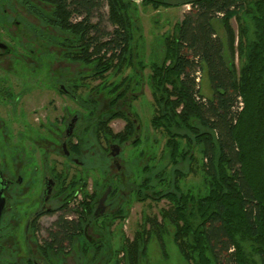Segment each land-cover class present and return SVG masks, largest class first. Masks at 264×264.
I'll return each instance as SVG.
<instances>
[{
  "label": "trees",
  "instance_id": "1",
  "mask_svg": "<svg viewBox=\"0 0 264 264\" xmlns=\"http://www.w3.org/2000/svg\"><path fill=\"white\" fill-rule=\"evenodd\" d=\"M17 1L40 19V34L57 46L63 59L92 66L90 77L120 74L127 68L138 72L146 66L142 59L134 60L133 49L142 33L131 0H106L110 31L101 30L99 21H91L98 0H39L50 6V11L31 0ZM142 5L155 9L189 6L172 32L163 35L158 57L147 65L153 104L150 123L166 136L173 177L167 181L160 170L152 185L146 175L152 168L143 167L142 179L133 181L135 197L166 198L169 205L160 210L162 221L145 219L151 229L142 228L116 251H123L125 263L137 264L148 237L155 235L165 255L168 223L173 227L172 241L186 264H264V0H142ZM217 18L226 43L216 33ZM201 71L208 78L210 97L201 93L197 80ZM101 84L112 106L131 89L126 78ZM114 118L125 120L118 132L110 126ZM80 131L77 136L82 149L85 135H93L99 144L112 140L123 145L132 137V145L140 143L133 121L121 109L88 121ZM185 161L188 172L196 169L200 173L197 189L181 186L187 171L180 164ZM85 176L74 177L70 186L62 188L63 204L58 208L62 214L75 211L92 218L98 194L87 190ZM97 183L104 187L106 182ZM76 191L81 197L77 204L69 205ZM54 225L48 234L50 245L58 247L70 241L71 230L74 233L78 228L76 220L64 216ZM120 261L116 258L114 264Z\"/></svg>",
  "mask_w": 264,
  "mask_h": 264
},
{
  "label": "flooded vegetation",
  "instance_id": "2",
  "mask_svg": "<svg viewBox=\"0 0 264 264\" xmlns=\"http://www.w3.org/2000/svg\"><path fill=\"white\" fill-rule=\"evenodd\" d=\"M3 2H0V43L4 45H0V264H64L65 258L77 251L81 256L76 261L87 264L89 248L97 251L102 246V224L93 227L91 222L109 217L116 204L112 200V185L94 200L91 219L75 211L62 214L58 210L62 199L59 205L54 204L57 193L63 195L62 188L85 172L84 149L79 147L75 128L82 119L78 108L87 103L83 100L87 97V84L81 72L73 75L69 69L51 68L50 61L55 62L57 54L41 53L43 40L37 16L23 4ZM25 13L36 22L26 20ZM42 66H47L43 79ZM42 92L52 94L48 108L41 105ZM55 96L70 101L59 104L53 100ZM73 101L77 107L71 106ZM42 106L49 109L44 111L43 118ZM69 125L72 131L66 135ZM41 137L48 144L42 146ZM110 150L111 145L109 155L119 167L118 155L112 156ZM106 191V197L100 201ZM79 194L76 191L74 195ZM75 204L71 201L69 205ZM45 216H51L47 225L42 220ZM61 216L76 220L78 228L74 233L71 230L70 241L58 247L50 245L48 230L55 227ZM90 227L94 233L89 232Z\"/></svg>",
  "mask_w": 264,
  "mask_h": 264
},
{
  "label": "rangeland",
  "instance_id": "3",
  "mask_svg": "<svg viewBox=\"0 0 264 264\" xmlns=\"http://www.w3.org/2000/svg\"><path fill=\"white\" fill-rule=\"evenodd\" d=\"M37 6L44 10L50 11V6L42 3L39 0H31ZM3 2V0H1ZM99 8L93 13L91 18L92 22H100L99 27L101 30L110 31L112 25L107 20L108 6L106 0H98ZM135 7V11L140 23V30L142 36L136 39L137 44L133 49L135 54L134 60L142 59L145 63V67L142 70L134 71L132 68H127L120 74H114L108 72L102 77L89 76L92 73L93 68L91 65H85L79 62H71L62 58L58 52L57 46L50 43L46 38L42 37L44 45L41 46V53L57 54L55 62H51L52 69H69L73 75L77 72H81L84 75L85 84H87V97L83 100L85 103L84 108H78L81 113V120L78 122L75 128V134L81 135V129L85 127L88 121L95 119H103L108 117L113 111L121 109L127 113L130 120H134V125L139 126L136 130V136L140 139L139 145H132V139L128 140L125 144H119L116 141L101 140L100 144L97 143L96 137L93 135H85L83 160H85L83 175L86 177L87 190L90 192L95 191L99 196L102 194L108 185H112L114 191L112 200L115 201L113 210L109 217L99 218L96 221H92L91 225L97 226L102 224L101 235L102 246L101 249L95 250L89 248L88 251V263L87 264H114L116 258L121 259L120 264H128L123 260V251H116L121 245H126L128 242L134 239L136 232L150 228V223L147 221L144 224V220L147 218H157L161 220L160 210L168 207V200L166 198L145 200H138L134 195L133 181L139 182L142 179L144 166H151V170L146 175L152 180V185L156 183L158 176L155 173L163 171V175L166 176L167 181L170 182L173 177L172 166L169 162L168 152L165 150L166 136L161 130L153 129L150 123L151 116L153 114V104L151 91L148 83V74L150 72L149 63L150 60L155 59L159 55L161 50V40L164 34L170 33L173 30L175 22L179 21L186 10L189 9L188 5H171L162 6L158 9L152 6L142 5V0H131ZM6 5H22L17 0H4ZM25 19L28 21H34L31 15L25 13ZM214 26L216 33L226 43V35L223 29L220 18L214 20ZM231 26L235 33L238 32L237 22L235 18L231 19ZM52 33L58 35L55 30ZM46 39V40H45ZM45 41V42H44ZM226 46V45H225ZM226 46V53H227ZM47 57H43L44 62ZM235 64L238 66V58L235 55ZM47 71V66L41 67V78L43 79ZM137 73V74H135ZM201 93L205 97H210L212 91L209 85L208 78L204 71L199 73ZM123 78H126L127 82H130V90L127 91L124 98H119V101L115 105H111L110 96L107 94L106 89L102 88V82H119ZM138 79L139 83H136ZM44 89H41L43 91ZM78 94H80L78 92ZM52 94L40 95L41 105H45L47 108V101L51 98ZM84 96V95H83ZM56 103L62 104L70 100L62 99L60 97H54ZM76 102H70L71 106L77 107ZM112 106V107H111ZM44 106L41 107V118L43 113L47 109ZM112 108V109H111ZM49 109H47L48 111ZM72 110H75L74 108ZM59 110L56 111L59 115ZM125 120L120 118H114L110 122V126L114 132H118L123 129ZM40 143L45 146L47 139L41 137ZM117 144L120 147L118 156L119 167L113 163V159L109 155L110 145ZM104 147V150L102 149ZM107 147V150H105ZM106 153V154H105ZM198 158L199 154H195ZM194 163V162H193ZM196 165L192 164V168ZM180 168L186 172L189 168L187 161L180 164ZM195 169V168H194ZM196 170V169H195ZM191 171L186 173L185 177L181 180V186L185 189H197L201 186V177L199 172ZM116 176L118 184L113 176ZM120 178V180H119ZM95 181L106 182L102 187L101 184H95ZM113 186H117L114 188ZM157 189V187H156ZM56 206L60 204V200L63 199L61 193H57ZM81 197V192L76 196V200ZM110 197V196H109ZM111 199V198H110ZM72 199V202H76ZM62 201V200H61ZM71 203V201H70ZM113 211V212H112ZM115 211V212H114ZM43 223L47 225L50 222L51 216L42 217ZM162 221V220H161ZM94 224V225H93ZM166 231L164 233L165 242V255L158 244L155 235L148 237L146 242L145 252L139 255L137 264H186L181 258L177 247L172 241L173 227L165 223ZM151 229V228H150ZM89 232L94 233L92 227L89 228ZM77 251V250H76ZM118 253L115 255V253ZM81 256L79 251L74 252L72 256L65 258L64 264H80L76 261L77 257ZM78 260V259H77Z\"/></svg>",
  "mask_w": 264,
  "mask_h": 264
},
{
  "label": "water",
  "instance_id": "4",
  "mask_svg": "<svg viewBox=\"0 0 264 264\" xmlns=\"http://www.w3.org/2000/svg\"><path fill=\"white\" fill-rule=\"evenodd\" d=\"M0 45H1V46H4V45L1 44V43H0ZM71 131H72V126L69 125V127L67 128V131H66V135H69V134L71 133ZM119 150H120L119 146L116 145V144H113V145H111L110 154H111L112 156H116V155H118ZM107 193H108V191H106V192L102 195V197L100 198V201H102V200L106 197Z\"/></svg>",
  "mask_w": 264,
  "mask_h": 264
},
{
  "label": "built area",
  "instance_id": "5",
  "mask_svg": "<svg viewBox=\"0 0 264 264\" xmlns=\"http://www.w3.org/2000/svg\"><path fill=\"white\" fill-rule=\"evenodd\" d=\"M199 75V74H198ZM199 78H197V80H198ZM238 105H239V109L241 108V106H242V102L240 101V99H239V103H238Z\"/></svg>",
  "mask_w": 264,
  "mask_h": 264
}]
</instances>
